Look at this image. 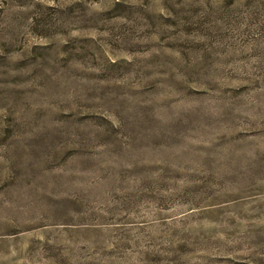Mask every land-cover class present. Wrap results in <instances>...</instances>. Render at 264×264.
<instances>
[{"label": "rangeland", "instance_id": "rangeland-1", "mask_svg": "<svg viewBox=\"0 0 264 264\" xmlns=\"http://www.w3.org/2000/svg\"><path fill=\"white\" fill-rule=\"evenodd\" d=\"M0 264H264V0H0Z\"/></svg>", "mask_w": 264, "mask_h": 264}]
</instances>
